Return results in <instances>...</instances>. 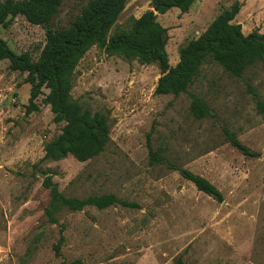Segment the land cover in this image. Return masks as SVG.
<instances>
[{"label":"rangeland","instance_id":"obj_1","mask_svg":"<svg viewBox=\"0 0 264 264\" xmlns=\"http://www.w3.org/2000/svg\"><path fill=\"white\" fill-rule=\"evenodd\" d=\"M5 0H0L3 2ZM18 1V0H14ZM88 0H65L50 26L64 28ZM235 0H197L187 13L153 11L151 0H128L117 25L153 11L168 32L169 65L179 49L197 38L222 9ZM235 23L243 34L264 35V0H239ZM0 38L17 54L33 60L45 44V28L14 18ZM27 74L0 61V264H264V118L251 90L264 104V63L242 78L229 76L207 62L189 88L210 110L196 119L190 97L156 95V64L141 65L90 48L75 68L72 97L92 112L110 115V143L94 159L73 157L41 162L45 145L63 124L53 121L42 89L37 111L26 113ZM223 130L257 158H246L226 140ZM148 145L166 158L149 163ZM169 165L187 169L213 184L223 195L217 202L198 191ZM48 173L68 197L112 194L134 206L87 207L64 212L61 255L53 246L58 225L46 221Z\"/></svg>","mask_w":264,"mask_h":264},{"label":"trees","instance_id":"obj_2","mask_svg":"<svg viewBox=\"0 0 264 264\" xmlns=\"http://www.w3.org/2000/svg\"><path fill=\"white\" fill-rule=\"evenodd\" d=\"M65 0H5L0 2V28L7 29L14 18L21 16L28 23L45 28V44L38 58L33 60L29 52L15 53L0 38V61L7 60L9 69L25 73L30 85L29 105L26 113L37 111L34 101L42 89L48 93L45 104L53 114L56 124H63L61 132L44 147L41 162H53L73 157L86 162L102 154L110 143V115L107 111L92 112L71 95L75 68L86 52L97 47L108 56H118L141 65L156 64L160 76L155 87L156 95L190 97L189 110L196 119L210 116V110L189 88L197 79L204 64L211 62L221 67L229 76L240 79L245 72L264 63V35L258 31L243 34L235 23L241 4L235 0L229 8L222 9L197 38L179 49V59L169 65L166 45L168 30L157 20L153 11L144 12L139 18L127 19L125 26L117 25L128 0H88L79 14L64 28L50 26ZM197 0H151L157 14L164 15L172 9L187 13ZM257 110L264 118V104L251 90ZM227 142L246 158H257L258 153L242 144L235 134L223 130ZM149 163L165 164L166 158L150 145ZM186 181L217 202L223 201L221 192L208 180L187 169L169 165ZM42 186L49 192V203L44 210L46 221L58 225L60 237L53 246L56 256L61 255L64 242V225L59 217L64 212H79L87 207L104 210L113 205L134 206L112 194L91 195L86 198L68 197L63 194L52 177L43 173ZM61 264H82L80 260ZM173 264H183L181 257Z\"/></svg>","mask_w":264,"mask_h":264},{"label":"water","instance_id":"obj_3","mask_svg":"<svg viewBox=\"0 0 264 264\" xmlns=\"http://www.w3.org/2000/svg\"><path fill=\"white\" fill-rule=\"evenodd\" d=\"M153 11L157 13V8H156V7H154V8H153Z\"/></svg>","mask_w":264,"mask_h":264}]
</instances>
